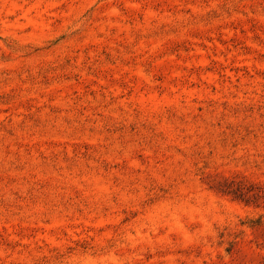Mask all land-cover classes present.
Segmentation results:
<instances>
[{
    "label": "rangeland",
    "instance_id": "374dc122",
    "mask_svg": "<svg viewBox=\"0 0 264 264\" xmlns=\"http://www.w3.org/2000/svg\"><path fill=\"white\" fill-rule=\"evenodd\" d=\"M0 264H264V0H0Z\"/></svg>",
    "mask_w": 264,
    "mask_h": 264
}]
</instances>
